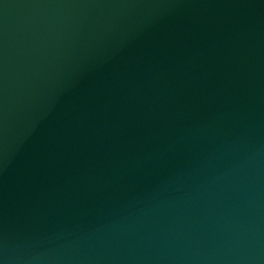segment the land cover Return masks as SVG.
Wrapping results in <instances>:
<instances>
[{"label": "water", "instance_id": "95a60500", "mask_svg": "<svg viewBox=\"0 0 264 264\" xmlns=\"http://www.w3.org/2000/svg\"><path fill=\"white\" fill-rule=\"evenodd\" d=\"M133 0H0V89Z\"/></svg>", "mask_w": 264, "mask_h": 264}]
</instances>
